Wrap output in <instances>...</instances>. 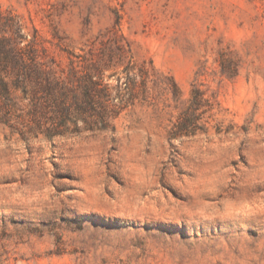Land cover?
Here are the masks:
<instances>
[{
	"label": "rangeland",
	"instance_id": "1",
	"mask_svg": "<svg viewBox=\"0 0 264 264\" xmlns=\"http://www.w3.org/2000/svg\"><path fill=\"white\" fill-rule=\"evenodd\" d=\"M6 24L70 110L32 116L0 64V264H264V0H0Z\"/></svg>",
	"mask_w": 264,
	"mask_h": 264
},
{
	"label": "trees",
	"instance_id": "2",
	"mask_svg": "<svg viewBox=\"0 0 264 264\" xmlns=\"http://www.w3.org/2000/svg\"><path fill=\"white\" fill-rule=\"evenodd\" d=\"M0 64L3 65V70L11 72L14 77L13 86L21 89L24 98L31 97L32 116L40 110L41 116L45 117L46 121L57 123V126L59 124L56 122L57 119L63 120L69 117L70 106L65 102L66 82L53 76L50 70L41 68V63L36 61V56L30 50L29 44H24L20 27H14L11 24L4 26L3 34L0 36ZM95 86L96 83L91 80L89 88L83 92L85 100L91 102L94 99L93 95L100 93ZM0 87L3 93L8 92L6 82H1ZM78 99L75 94L73 100L76 107L81 109L82 106ZM33 123L39 124V120L33 118ZM26 133L21 132V135ZM62 134L63 132L57 130L56 127L47 128L43 132L48 140Z\"/></svg>",
	"mask_w": 264,
	"mask_h": 264
}]
</instances>
